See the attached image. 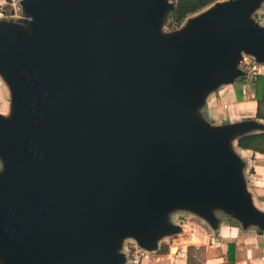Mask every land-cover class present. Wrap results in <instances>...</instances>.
Listing matches in <instances>:
<instances>
[{"label":"water","instance_id":"water-1","mask_svg":"<svg viewBox=\"0 0 264 264\" xmlns=\"http://www.w3.org/2000/svg\"><path fill=\"white\" fill-rule=\"evenodd\" d=\"M264 0H219L160 34L173 0H23L35 34L0 20V264H124L179 233L168 215L215 209L264 229L238 140L261 125L198 108L264 62Z\"/></svg>","mask_w":264,"mask_h":264},{"label":"crops","instance_id":"crops-1","mask_svg":"<svg viewBox=\"0 0 264 264\" xmlns=\"http://www.w3.org/2000/svg\"><path fill=\"white\" fill-rule=\"evenodd\" d=\"M254 14L259 18L260 24L264 26V1L254 11ZM235 86L234 83L228 84ZM242 94L243 87L240 88ZM238 89L236 88V91ZM253 91L246 89L249 93ZM214 93V91H213ZM209 94L202 106L209 117L213 119L215 109L209 106L215 101L224 102L225 105L233 104L237 110V118H231V121L240 120L243 117L252 118L258 122L261 127L252 130L246 135L255 133H264V119L256 116L257 102L255 97L247 95L249 100L245 101V105L240 106L237 92L228 93L226 96L217 94ZM212 95V96H211ZM213 97V98H212ZM10 90L4 79L0 76V114L7 115L9 112ZM217 101V102H218ZM244 104V103H243ZM256 116V117H255ZM255 117V118H254ZM214 121H217L215 119ZM225 118V115H223ZM221 120V119H220ZM224 120V119H223ZM220 122L215 124H219ZM236 151L245 163L243 174L251 175V180L255 184L256 181L264 178V154L255 152L250 149L238 147ZM249 152L244 155L243 152ZM2 162L0 160V170ZM250 173H248L249 169ZM253 193V192H252ZM255 194L253 193L252 201L255 203ZM257 207V206H256ZM176 218L169 220L170 222L179 225L180 231L176 235L166 236L158 242V247L150 251L147 259L142 261V264H264V229L260 230L255 225L242 227L241 223L229 216L221 209H215L214 214L217 219V225L212 226L203 217L185 209H177ZM170 215V214H169ZM168 215V217H169ZM175 217V216H174ZM169 219V218H168ZM167 241H170L169 243ZM136 243L134 239L129 238L122 245L121 251L127 257L130 246ZM232 243L234 249L228 253V244ZM165 249H161L163 246ZM172 246L175 251L171 252ZM180 248L185 249V256L180 257L178 252ZM232 259H228V257ZM125 264V263H124Z\"/></svg>","mask_w":264,"mask_h":264},{"label":"rangeland","instance_id":"rangeland-1","mask_svg":"<svg viewBox=\"0 0 264 264\" xmlns=\"http://www.w3.org/2000/svg\"><path fill=\"white\" fill-rule=\"evenodd\" d=\"M206 9H208V7L205 8V9H203V10H201L200 12H202V11H204ZM200 12H197V13H195L193 15H190L186 19H184V21L182 22V24H183L182 27L187 23V19L188 18L193 17V16H195L196 14H198ZM252 17L254 18L255 21H257V22L259 21V18L257 17L256 14H253ZM14 21L17 23L16 26H15L16 27V30L18 31V33L22 37L28 39V38H31V37L34 36V34H35V28H34V25H33V23L31 21H22V20H19L17 18L14 19ZM168 31H170V29H167L163 25V26L160 27L159 33L164 35V34H167ZM241 80H242L241 78L237 79L234 82L235 86H232V85H222L219 88L215 89L214 90V93L211 92L210 94H212V93L213 94H217V92L220 91L221 92V95H225L226 96L228 93H232V92H235V94H236V88L238 90L240 88H242V87L245 90L248 89L251 84L250 83H247L246 84V82L243 81V80H242L243 83L242 82H239ZM244 82H245V84H244ZM248 98L249 97L247 95H244V94H242L240 97L238 96V101L241 102V104H239V105L240 106L245 105V101L246 100H249ZM217 101H215V99H214L213 104H211V106H209L211 109H215V113H213V115H214L213 116V119H214V117H216L215 119H217V121H214L212 119V117H209L207 115L206 110L202 106H201V108L199 107L198 110H197L198 117H199L200 121H204L206 124L209 123V122L215 124V123H218V121L220 123H229V122H231L230 117L231 118H237V110H236V107L233 104H228V106L224 107L223 106L224 105V102L220 103L219 101L218 102ZM223 115H225V118H223ZM238 147H239L238 145H235L236 151H239V148ZM243 154L244 155H248L249 152L245 151V152H243ZM241 160L243 161L242 158H241ZM244 165H245V163L243 162V166ZM248 173H250V169H249ZM243 181H244V183H245V185L247 187V190L251 192V198L253 196V193L255 194L254 196H255V203H256L257 208H259L260 210L264 211V178H262L261 181L258 180V181L255 182V184H253L254 182H252V180H251V175H247V173L245 172L243 174ZM177 212H179V211H177V210L172 211L170 213L169 217H168L169 220H173L174 218H176ZM254 227H257V226H254ZM126 240L127 239H124L123 244L126 243ZM170 249H172L171 252H174L173 249H175V247L172 246Z\"/></svg>","mask_w":264,"mask_h":264},{"label":"built area","instance_id":"built-area-1","mask_svg":"<svg viewBox=\"0 0 264 264\" xmlns=\"http://www.w3.org/2000/svg\"><path fill=\"white\" fill-rule=\"evenodd\" d=\"M175 2V0H173ZM169 15V14H168ZM24 17L23 0H0V20H13ZM172 17L167 16L164 27L174 30L180 26ZM239 68L244 71L245 75L241 78L247 83H252L259 75L264 74V62H257L254 57L250 55H243L239 63ZM244 82V84H245ZM244 95L254 97V92L249 93L243 88ZM226 107L227 105H223ZM168 243L170 241H167ZM150 251L139 246L137 243H132L126 257L125 264H142L144 259H147ZM178 255L185 256V249L180 248Z\"/></svg>","mask_w":264,"mask_h":264},{"label":"trees","instance_id":"trees-1","mask_svg":"<svg viewBox=\"0 0 264 264\" xmlns=\"http://www.w3.org/2000/svg\"><path fill=\"white\" fill-rule=\"evenodd\" d=\"M219 0H175L174 9L168 16L172 17L177 23H182L188 16L193 15L207 8ZM242 82L243 81H239ZM250 89L254 92L257 102L256 116L264 119V74L259 75L250 85ZM237 95H242L241 89L237 90ZM237 145L241 148L253 150L264 154V133H255L241 137ZM165 245L161 248L165 249ZM167 249V247H166ZM234 249L232 243L228 244V253ZM232 259V257H228Z\"/></svg>","mask_w":264,"mask_h":264},{"label":"bare ground","instance_id":"bare-ground-1","mask_svg":"<svg viewBox=\"0 0 264 264\" xmlns=\"http://www.w3.org/2000/svg\"><path fill=\"white\" fill-rule=\"evenodd\" d=\"M173 251H175V249H173Z\"/></svg>","mask_w":264,"mask_h":264}]
</instances>
